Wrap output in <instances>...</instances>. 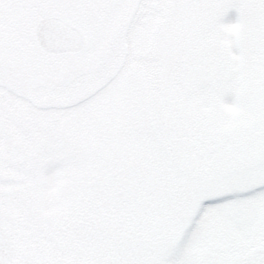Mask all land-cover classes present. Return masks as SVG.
<instances>
[{
    "label": "rangeland",
    "instance_id": "374dc122",
    "mask_svg": "<svg viewBox=\"0 0 264 264\" xmlns=\"http://www.w3.org/2000/svg\"><path fill=\"white\" fill-rule=\"evenodd\" d=\"M188 3L178 65L162 29ZM48 16L82 31L80 53L39 47ZM172 67L199 159L158 135ZM263 130L264 0H0V157L21 169L0 177L7 264H264V148L243 151Z\"/></svg>",
    "mask_w": 264,
    "mask_h": 264
},
{
    "label": "trees",
    "instance_id": "16d2710c",
    "mask_svg": "<svg viewBox=\"0 0 264 264\" xmlns=\"http://www.w3.org/2000/svg\"><path fill=\"white\" fill-rule=\"evenodd\" d=\"M196 10L197 9H195L194 6L188 3V5H186L185 7V10H181V13H175L172 14V16L168 14L167 21L163 25L164 29L162 30H164V35H165V36L163 35V38L167 40L168 38L173 39L174 44L173 45L169 44L171 41L169 42L164 41L165 43H162V45L165 44L167 45L165 47H168L167 49L172 50L171 53L172 58L174 59L175 63L178 61V65L179 63L182 62L180 61V58L183 60L182 57H179L177 59L176 56L177 50L180 48V42L178 43V40H181V36H182L181 34L179 35V31L181 32V24L179 22L184 23L187 19L193 16L192 14ZM186 13L189 14L186 15ZM176 28L178 29V32L172 33L173 34L172 37H170V34L169 35L165 34L167 31H170L171 29L175 31ZM162 45H160V47H162ZM164 68L166 69V71H168L165 62H164ZM171 71H174L173 74L171 75L167 74V76H165L162 79L160 87L159 88L157 87V91H155L152 95V100L155 103V106L152 107L154 108L153 115L157 117L156 127H158L157 128L158 135L162 138L167 139V142L170 144L169 148L172 151L171 154H173L174 156L178 157L180 155L183 156L182 154H184L183 161H185V159L187 160L188 158H190V160L193 158L199 159L200 155L198 154L197 151L199 145L202 143V139L201 137H199V133L197 132L198 127L195 123L194 116L188 104V99L186 96V92H187V83H186L187 80H185L186 75L184 74L181 76H177L178 69L175 71L174 67L171 68ZM258 136H259V140H251L249 136L247 139L253 141V143L251 142V145L248 144L243 146V151L248 150L249 147L250 149L253 148L254 150L255 148H258L260 145H261L260 148L263 149L264 130L261 135L259 134L256 137L253 136V138L258 139ZM238 149L239 147L235 148L233 154L236 155L235 151ZM227 153L228 152H225V154ZM12 160L13 159L11 156H9V154H7L5 157L4 156L0 157V162H3L0 163V177L2 180H8V175L10 174L9 172L11 171L14 172L11 174L12 177L19 176V172H20L19 170L21 169H15V166L11 167L9 163L12 162ZM154 220L155 219L153 218V222ZM148 222L150 221L148 220ZM153 222L152 221L150 222L152 223L151 224L152 226H154ZM0 224L5 227H10V223L7 222L6 220H2ZM156 233H158L157 230H154V232H152L150 236L147 234L144 235V233H142L143 234L142 236L135 237V239L132 240L131 242L132 248L135 247L138 248L141 246H142L141 248H143L144 246L151 244L157 245L158 243H156L157 240L155 239L157 235Z\"/></svg>",
    "mask_w": 264,
    "mask_h": 264
},
{
    "label": "water",
    "instance_id": "95a60500",
    "mask_svg": "<svg viewBox=\"0 0 264 264\" xmlns=\"http://www.w3.org/2000/svg\"><path fill=\"white\" fill-rule=\"evenodd\" d=\"M38 45L53 55L79 53L85 47L82 32L58 16L42 18L35 28ZM11 235L0 225V264H6L14 256Z\"/></svg>",
    "mask_w": 264,
    "mask_h": 264
},
{
    "label": "flooded vegetation",
    "instance_id": "af4514ba",
    "mask_svg": "<svg viewBox=\"0 0 264 264\" xmlns=\"http://www.w3.org/2000/svg\"><path fill=\"white\" fill-rule=\"evenodd\" d=\"M195 9H196V7H195ZM33 264H39V263H38V261L35 260V261H33Z\"/></svg>",
    "mask_w": 264,
    "mask_h": 264
}]
</instances>
